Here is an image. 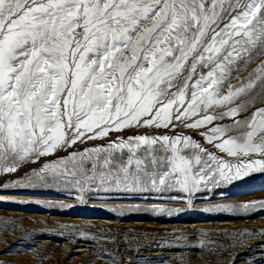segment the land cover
Listing matches in <instances>:
<instances>
[{"label":"snow or ice","instance_id":"6c2138e0","mask_svg":"<svg viewBox=\"0 0 264 264\" xmlns=\"http://www.w3.org/2000/svg\"><path fill=\"white\" fill-rule=\"evenodd\" d=\"M261 57L264 0H0V190L188 205L112 209L121 215L264 211V199L194 204L226 199L234 183L264 174V60L226 84ZM183 129H204L225 155ZM26 165L37 166L20 175ZM197 231L201 250L222 243Z\"/></svg>","mask_w":264,"mask_h":264},{"label":"rangeland","instance_id":"374dc122","mask_svg":"<svg viewBox=\"0 0 264 264\" xmlns=\"http://www.w3.org/2000/svg\"><path fill=\"white\" fill-rule=\"evenodd\" d=\"M261 60L264 57L249 65L246 70L240 71L238 75L234 74L226 84H237ZM223 90L226 92L227 87ZM230 122L228 119L216 121ZM203 130L183 129V132L191 134L206 147L218 152L199 135ZM153 131L171 134L172 131L180 132L181 128L125 129L111 135L127 136ZM104 142L105 140H94L88 141V144ZM36 166L26 165L19 174L22 175L23 171ZM226 191V199L219 198L217 193L212 199L195 200V208L203 209L213 203L241 204L264 199V174H253L234 183ZM74 196L75 193L64 195L47 190H0V264H131L133 261L145 264V259L150 264H264V259H261L264 257V248L261 247L264 245V234H261L264 231V211L251 214L188 211L167 217L164 214L125 210L121 215L119 211L113 212L112 209L119 210L122 206L133 204L142 207L162 204L165 207L187 209L188 205L159 199L107 198H91L87 199L86 204H81ZM36 200L73 207L47 208L35 203H22ZM198 229L207 230L209 236L219 238L222 243L206 244L205 250H201L195 246L203 238ZM241 230L247 232L240 236L238 233ZM248 232L256 234L248 235ZM180 234L190 239L174 241V236ZM164 241H171L172 244ZM208 247L218 251L209 252L206 250ZM80 248L84 250H79ZM136 248L141 249L139 254L135 251Z\"/></svg>","mask_w":264,"mask_h":264},{"label":"bare ground","instance_id":"6f19581e","mask_svg":"<svg viewBox=\"0 0 264 264\" xmlns=\"http://www.w3.org/2000/svg\"><path fill=\"white\" fill-rule=\"evenodd\" d=\"M107 222H110V221H107ZM79 250H84L83 248H80Z\"/></svg>","mask_w":264,"mask_h":264}]
</instances>
